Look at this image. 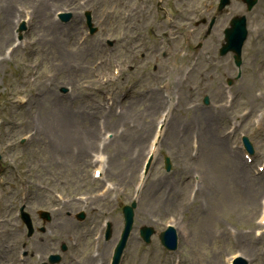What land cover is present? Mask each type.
<instances>
[{"label":"rangeland","instance_id":"1","mask_svg":"<svg viewBox=\"0 0 264 264\" xmlns=\"http://www.w3.org/2000/svg\"><path fill=\"white\" fill-rule=\"evenodd\" d=\"M252 23L259 27L258 29L260 32L262 29H264V7L262 11L260 8H256L252 14ZM2 25H6V22L2 21ZM53 48L57 50L59 54L61 53L59 48L55 46H53ZM248 51L250 54H252V57H254L256 53H260L261 58H264V35L259 37L256 42L251 43ZM248 58L250 61H252V58ZM254 76L256 77V75ZM254 76L251 73L246 75L245 79L247 83L243 84L242 87V99H247L250 104L244 105L242 103L240 94V98H238L237 102L233 106L224 110L227 115L225 119H228L229 121V115L234 116L240 112L243 107H249L251 109V113L249 115L243 116L241 120L242 131L247 133L259 132L264 135V117H262L257 124H254V120L257 117V111L264 107V95H255V88L252 84ZM33 79L35 80L34 82H32ZM50 79L51 75L48 73H34L32 80L18 90L30 94L33 102L38 100L37 97L39 93H42L38 100L39 103L45 102L47 100H53V97L48 94L50 92H47L50 87H53L48 82ZM256 85L260 86L259 83ZM234 89H238V87ZM51 94L55 95L54 93ZM190 104L191 100L189 99V96L182 95L179 103L174 108V115L178 119L188 118L189 116L187 115V111ZM236 107L238 109L235 112ZM23 110L25 109H21L22 112ZM15 116L19 117V111L15 112ZM171 133H173L174 136H172ZM216 133L218 134V130H216ZM167 136L168 143L175 153L183 154L185 150L186 158L191 159V143L187 133L182 132L179 129L171 128ZM252 137L258 145L264 146V136ZM262 151H264V148ZM232 170L233 167L231 166L229 159H224L220 163H208L207 161L202 162V160L193 159L188 164L187 173H185L180 179L182 181L178 182V213L180 215H184V218L188 220L193 226L196 236H198L204 242V244H206L198 245L197 250L193 252V254L187 256V259L192 258L194 262H198L199 257L203 256V252H205L204 249L203 251H198L203 246L205 249H210L211 254H220L225 250L235 249L236 233L243 231L250 226L247 221L249 215L248 211L251 208V203L254 204L253 198L256 196V188L255 186L254 189L250 187L248 190H250L251 193L250 191H247L250 194L244 193L238 183V181H240L239 177L236 178L232 174ZM196 171L202 172L206 177V181L201 186L209 189V198L207 200H198L197 198L191 199L188 196L192 187L189 183V179L192 176V173ZM214 175L215 177L219 175V182H217V179H214ZM145 198L147 201V206L150 209H158V203L155 200H153L149 195H146ZM200 199L205 198L201 196ZM192 211L193 215L195 216L193 222L191 219ZM224 222H227L229 226ZM203 223L210 229V234L205 235L207 238V243H205L204 238L199 232V229H202ZM210 236L212 238L214 237L215 240H212ZM249 260L251 261V257ZM200 263L204 264L207 263V261L205 260ZM252 264H264V253H258L257 255L253 256Z\"/></svg>","mask_w":264,"mask_h":264},{"label":"bare ground","instance_id":"2","mask_svg":"<svg viewBox=\"0 0 264 264\" xmlns=\"http://www.w3.org/2000/svg\"><path fill=\"white\" fill-rule=\"evenodd\" d=\"M63 115H64V117H65V119L63 120V123H65V122L68 121V124H69V126H70V120H71V119H70V114H66V115H65V111H63ZM61 127L64 128L63 125H61ZM208 137H209V136H208ZM236 158H237V161H238V163H239V165H240V167H241V172L243 173V175H244V176L250 175V174H249V169H248V167L244 165V162L238 157L237 154H236ZM242 239H243V241H244V237H242ZM244 245H245V247H247V248L249 249V251H253V249L250 248V243H249V242H248V243L245 242Z\"/></svg>","mask_w":264,"mask_h":264}]
</instances>
